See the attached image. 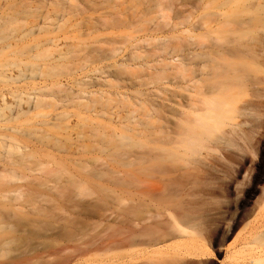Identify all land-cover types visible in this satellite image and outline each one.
<instances>
[{"label":"rangeland","instance_id":"1","mask_svg":"<svg viewBox=\"0 0 264 264\" xmlns=\"http://www.w3.org/2000/svg\"><path fill=\"white\" fill-rule=\"evenodd\" d=\"M185 2L186 0H177L174 1V4L176 8H180ZM224 5L235 7L239 14L229 18L198 16L182 19L172 14L171 16H162L154 0H0V48L9 47L3 57L2 70L14 80L13 82L26 88L22 97H41L48 93L45 90V86L61 85L59 90L54 89L49 93L57 104L56 113L58 114L59 111L68 113L70 124L75 126L74 133L78 134V136L81 135V138L79 137L81 144H78L87 147L86 150L89 148V151H94L96 145H105L107 153L103 154L108 155L113 151L118 152L120 150L119 153L123 155L125 152L127 154L129 150L127 138L123 139V137L128 136L127 133H124L125 127L121 126V136H123L121 139V136H118L120 135L119 130H121V128L119 129L120 125H113L119 126L117 131V129L114 130L108 127V124H105L106 118L113 116L114 118H112L117 120L120 113L122 114L120 117L123 118V114L126 112H122L121 108V110L119 109L121 104L118 105L119 103L112 101L104 104L106 101L104 102V99L99 101V99L98 102H91L88 105L89 107H87L83 102L88 103V99L86 100L87 97H84L85 100L83 102L80 100L82 104H79V107L77 103H80V101L74 102L76 96H73V92L75 93L78 89L75 85L78 82L79 84L82 83L85 86V90H88V92L95 91L96 93L98 92L96 91L97 89L100 90V87L105 86L102 89L107 94L116 92L115 96L112 95L114 98L117 93H122L124 96L129 97L128 99L134 98L136 101L131 100L134 102L144 99L145 96L141 97V94L145 95L148 92L157 94L166 92L167 94L169 87L171 89L176 84L182 82L184 84L188 80L189 82L191 80L194 81V78H192L194 75L191 72V75L188 73V77L186 76L187 80L186 78L181 79L173 71L161 75L159 71L162 67L165 65L172 67L180 63L188 66L197 64L198 61L192 59V54H190V52L192 53V47L198 42L208 43L210 41L209 43H211L213 49L209 56L210 59L204 58L206 60L205 72L212 71L214 88H218V91L220 90L218 98L223 104V108L218 112L221 115L220 121L228 123L231 122V119H236L233 122H242V130H244L246 135L243 140L235 139V143L240 150L228 148L224 153V158L216 160L212 164L208 176L196 187V190H199L198 194L201 197L199 204H203L200 208V214L203 216L204 228L210 227L213 231L212 238L205 242L206 249L211 254L210 259L214 264H235L234 258L236 256L233 255L238 250H240L242 255L239 254L237 257L241 255L240 258L252 259L256 256L261 257V252L264 249V17L249 13L250 11H258V0H215L211 6L220 7ZM30 33H40L37 35L36 41H33L36 45L33 51L28 48L32 38ZM44 35L45 37H43ZM50 36L57 37L59 46L46 52L47 49L45 48L47 47L43 41ZM39 38L41 40L37 44ZM207 38L212 40L208 41ZM37 45L39 46L37 47ZM132 53L139 58L135 61H130V64L127 61L126 65L125 61L130 58ZM121 63L126 66L129 65V74L124 72V69L127 70L128 68L125 66L126 68L123 67V69ZM121 68L122 73L124 72L123 75ZM192 68L193 66L191 70ZM115 74L120 76L115 77ZM105 81L112 82L108 84ZM121 81L127 85L125 86ZM115 82L119 83V86L115 85ZM141 83H144V85ZM220 83H223L222 86L218 85ZM27 84L28 87H26ZM32 84H34V87L31 86ZM106 84L109 86L107 87ZM127 86L129 87L128 89L126 88ZM256 91H258V97L255 96ZM68 97L73 100L71 101ZM88 97L91 98L90 95ZM123 111H125L124 108ZM112 112L114 115L110 114ZM40 113L32 122H24L20 124L22 126L19 125L22 136L27 135L29 138L36 136L40 133V123L45 120V115L47 114L48 118H54L56 115L53 110H40ZM108 113L109 117H103L104 114L108 115ZM91 116L95 121L99 119L97 123H99L100 119H105L104 124H102L106 125L107 128L105 126L106 129L104 130V126L101 123L96 126V122L90 121ZM111 130L112 133L115 132V135L118 134V137L114 136ZM109 134L117 138H105ZM87 136L93 137V142ZM101 137H104V140ZM57 140L56 146L58 147L56 148L58 151L54 148L56 151L53 150L52 152L53 154L56 152L57 158L60 156L64 157L65 153L71 150L72 144L62 137ZM105 146L103 147L105 148ZM116 163H118L117 160ZM116 163L113 161L114 165ZM120 164L124 167L117 165V167L113 166V169L115 172L118 171L120 178L126 177L127 179L126 167L123 162ZM91 168H93L92 165ZM119 172L124 173L121 175ZM229 172L233 177L239 173V179L236 184L225 181V173ZM114 178L112 180L120 182L118 181L120 179L118 175H115ZM107 179L105 181L103 178L102 181L107 182ZM64 180L65 178L55 181L57 182L56 185L64 186L66 182ZM93 180L91 181L90 179L91 182H89L90 185H87L88 188L86 184L81 190L69 187L71 189L69 190L70 193L73 191L71 195L73 201L76 198L75 201L80 200L83 204L85 202L84 205L86 206L87 204L93 205L96 199L98 200L102 196L103 198L101 199H105V193L103 192L107 193V191L104 189H106L105 187L107 189L110 187L112 191L111 193L109 192V197L117 196L115 198L122 199V204L125 202V204L129 203L127 201L130 199V188L123 186V182L126 183L125 178L123 179L124 181L120 179L122 185H119L121 182L113 183L111 181L114 187L104 186V184H107L104 181L102 184L101 180H99L103 185L101 188L98 181L95 180L96 182H94ZM127 183L125 186L128 185ZM116 184L118 185L116 186ZM28 185L26 182L21 183V187H24L23 190L21 188L22 195H24L20 200L22 205H20L19 201L17 202L19 206L25 207L29 202L40 203V201H46L44 198L47 197H43V194L41 196L43 198L37 197L40 199L39 201L36 200V197H32L27 192L28 189H25V186L27 188ZM25 190L26 192H24ZM50 195H45L49 196L48 200L52 199V194ZM73 195L77 196L74 198ZM31 197L36 199L33 200ZM68 205L72 206L73 204L69 203ZM108 205L110 211H117L114 213H118V210L124 206L121 205L118 208V203L112 206L108 203ZM69 206H67L68 208L66 207L65 212H59L60 214L54 212L55 214L52 215L53 220L55 219L54 221L51 218L46 219L51 221L49 223L43 220L41 223L33 224L29 222L27 224L26 222L28 221H22L21 218V221H19L16 218V221L12 220L11 225L7 227L9 229L6 230L7 233L4 231L5 227H3L0 232L6 233L5 239H10L6 240L8 245H3L1 248L3 257H0V260L2 261L3 259L2 262H6L7 260H12L15 256L21 257V255L26 254L24 251L27 252L29 250L31 252L33 247L35 249L49 242L51 240L49 230L57 228L58 225L61 226L62 223L66 225L67 222L65 221L68 219H65L66 217H69V219L70 216L74 217L75 213L72 211L75 207ZM24 210H28V208ZM70 212L73 214H70ZM62 216L65 218H62ZM34 217L32 219H35ZM91 220L90 223L95 222L94 219L93 221ZM13 221L18 222L15 223ZM96 223H98V220H96ZM13 224H15V227ZM39 225H41V228H37ZM31 235L33 236L31 237ZM258 235H260L259 241ZM27 244L29 247H26L28 246ZM92 253L83 256V261H95L91 263L95 264L97 260H106L104 259L106 256L100 255L99 252L98 257H94L98 255L96 254L97 251L95 254ZM118 253L114 254V261L118 262L117 264H128L130 261L128 253ZM100 256L104 258L102 257L103 259H101ZM263 262H260V264H264Z\"/></svg>","mask_w":264,"mask_h":264},{"label":"bare ground","instance_id":"2","mask_svg":"<svg viewBox=\"0 0 264 264\" xmlns=\"http://www.w3.org/2000/svg\"><path fill=\"white\" fill-rule=\"evenodd\" d=\"M174 1L177 0H154L162 16H171L172 14L182 19L198 16L229 18L239 14L235 7L226 5L212 7L211 5L215 0H186L180 8L175 7ZM249 13L258 15V17H264V0H258V11H250ZM30 34L32 38L28 48L33 51L36 48L33 41H36V37L40 33ZM209 38H207L208 41L212 40ZM39 40L41 39L39 38L37 40V44L40 43ZM43 42H45L47 47H44L47 49L46 52L50 51V49H56L59 46L57 37L50 36ZM209 42H198V44L193 46L194 48L192 47V53L190 52V54H192V59L198 61L197 64L188 66L180 63L172 67H169V65L162 67L159 71L161 75L169 71H173L181 79H185L190 72L194 75L192 77L194 81H186V78V80H182L186 81L184 84L183 82H179L180 84L174 85L171 89L169 87L167 94L166 92L164 94H160L161 92H158L159 94L148 92L145 95L140 93L141 97L145 96L144 99L134 102L136 101L134 98L128 99L129 97L124 96L122 93L116 94L117 99L116 97L114 98L116 92L107 94L103 90L105 86H102L105 84L101 85L103 89L100 87V90H96L98 91L97 93L95 91L88 92L82 83L79 84L78 82L75 85L78 89L77 91L75 89V93L73 92V96H76L74 102L80 100L83 102L87 97L86 100L88 99V103L83 102L87 107H89L88 105L91 102H98L99 99V101L104 99V102L106 101V103L103 102L104 104L112 101L119 103L118 105H122H120L119 109L121 108L122 110H120L122 112H126L123 114V118L120 117L122 115L121 113L120 116L116 114L118 117H115L118 118H116L118 121L113 119L114 117L112 116L113 118H111L113 120L106 118L107 121L105 124H108L107 126L114 130L119 127L113 126L115 124L120 125L119 129L121 126H124L127 130L124 133H127L128 136L125 137L121 136L122 128L119 130L120 135L116 133L118 136H121V139L122 137L123 139L127 138L126 140L128 141L127 146L129 150L127 154L126 152L125 154L122 153L123 155L119 153L120 150L118 152L113 151L114 153H110L111 155L103 154L107 153L105 145H96V148L94 146V151H89V148L87 151V147L78 144L81 141V135L78 136V134L74 133L75 126L70 124L68 113L64 111H59L58 114L56 113L57 104L49 93L54 89L59 90L61 85L45 86V90L48 93L41 97H22L25 94L24 91H26V88L17 85L2 70L3 57L9 47L0 48V231L3 230V227H5L4 231L9 230L7 227L11 225L12 220L16 221V218L19 221L21 219L22 221H28L26 222L27 224L29 222L33 224L41 223L43 220L49 223L50 220L48 221L46 219L51 218L53 220L52 215L55 214L54 212H65L69 203H72V206L75 207L74 210L70 209L75 213L73 218L72 216H70V219L69 217L65 218L62 216V218H68L65 221L67 222L66 225L62 223L61 226L56 225L57 228L50 227L52 229L49 230L50 232L48 231L51 237L49 242L35 249L33 247V250L31 248V252L27 249L28 253L24 251L26 254L21 255V257L15 256L13 259L10 257L12 260H7L6 262H2V259V261L0 260V264H91L95 261H83L82 258L86 254H91V252L95 254L96 251V254L99 252L100 255L106 256V258L100 256L101 259L104 258L106 260H97L95 264H117L118 262L116 263L114 261L116 252L128 253L130 258L128 264H214L210 259L211 254L206 249L205 239L203 237L205 228L203 216L200 214V208L203 204H199L201 197L196 187L208 176L212 164L216 160H222L224 158V153L228 148L240 150L239 146L235 143V139L243 140L246 134L242 130V122H233L236 119H231V122L228 123L220 121L221 115L218 112L223 108V104L218 98L220 90L218 91V88H214L212 71L205 72L206 60L204 58L210 59L209 56L213 49ZM138 58L136 54L132 53L130 58L124 61L125 64L127 61L130 64V61H135ZM126 65H123L122 68L127 67V70L123 69L126 74H129V65ZM192 66L193 68L191 70ZM121 73L119 72V74ZM117 76L115 74V77ZM105 82L111 84L112 81ZM121 82L122 84L125 83L123 81ZM141 84L144 85V83ZM222 84L220 83L218 85L222 86ZM133 85L135 86V84ZM31 86L34 87V84ZM26 87H28V84ZM126 88L128 89L129 87L127 86ZM255 96L258 97V91H256ZM77 104L80 107L79 104L82 103L80 101ZM123 108L125 111H123ZM40 110H53L56 115L54 118H48L49 116L47 117V114L45 115V120L40 123V133L36 136H31L32 138L27 137V135L22 136L19 125L24 122H32L36 116L41 114ZM110 114L112 115L113 112ZM106 116L109 117V113L108 115H103V117ZM98 120L96 119L95 121L92 117L90 121L96 122V126L99 123L104 124L105 119H100L99 123H97ZM106 125H103L104 130L107 128ZM112 134L117 136L115 132ZM112 134L107 136L105 134L103 136L105 138L108 137L107 139L118 137H113ZM60 137L70 141L72 147L69 152L65 153L66 155L64 157L60 156L57 158L54 148L58 147L56 146V141ZM88 138L93 142V137ZM102 139L104 140V137ZM118 147L120 148L119 145ZM53 150H55L54 154L52 152ZM102 154L103 156L105 155L104 158ZM113 159H116L118 163ZM113 161L116 163L115 165ZM119 162L124 163L123 165L126 167L125 171L128 173L126 175L127 179L123 177L126 183L128 182L126 186V183L123 182V186L128 187V189L130 188L128 204H125L126 202L122 204V199L115 198L117 196H111L112 198L108 196L112 191L109 187L112 186L111 181L113 183L121 182L119 185H122V181H124L120 178V175L117 173L118 171L115 172L113 169V166L117 167V165L124 167ZM91 165L93 168H91ZM123 173L121 172L120 174L122 175ZM115 175H118V178L122 181L120 179H118L120 182L112 180L115 179ZM64 178L66 180L65 185L57 186V182L55 181L63 180ZM103 178L105 181L108 178L107 182L103 180L107 184H104V186L109 187L108 189L107 187L104 189L107 193L102 191L105 193L104 198L106 200L101 199L103 198L102 196L98 200L96 199L94 204L92 203L93 205L86 203V206L84 205L85 202L83 204L80 200L75 201L77 195L74 196L75 194L73 193L75 198L73 201V197L71 196L73 191L70 193L69 190L71 189L69 187L81 190L85 184L87 187V185H90L89 182L94 179L93 181H98L101 188V186L103 187ZM99 180H101L102 184ZM22 182L29 184L27 188L25 186V189H28L27 192L32 197L40 198L43 194V197L49 199V196L45 195L52 194V199L50 198L51 200H48L44 198L46 201L42 199L43 202L40 201V203L29 202L25 207L19 206L17 202L19 201L20 203L24 195H22L21 191ZM99 186L97 185V187ZM36 198L32 199L35 200ZM38 198L36 199L37 201L40 200ZM29 200L31 201V199ZM112 202L118 203V208L121 205L126 206L121 207L122 209L118 210V213H114L117 211H110L108 205V203L111 206L116 204ZM21 203L20 205H22ZM72 206L70 205L69 207ZM25 208H28V210H24ZM72 212L70 214H73ZM33 217L35 219H32ZM93 219L95 222L90 223V220L93 221ZM96 220H98V223H96ZM13 226L15 227V224ZM43 227L42 229H44ZM6 233L0 232L1 258L3 257L1 248L7 244L6 240L10 239H5ZM260 235H258V241L260 240ZM50 237L47 236L49 239ZM30 244L32 245V243ZM26 247H29V245ZM99 254L94 257H98ZM239 254H241L240 250L233 255L236 256L234 258L235 264H260V262L262 263L264 261V249L261 252V257L248 258L249 260L245 259L246 257L240 258L242 254L237 257Z\"/></svg>","mask_w":264,"mask_h":264},{"label":"snow or ice","instance_id":"3","mask_svg":"<svg viewBox=\"0 0 264 264\" xmlns=\"http://www.w3.org/2000/svg\"><path fill=\"white\" fill-rule=\"evenodd\" d=\"M224 179L225 181L236 184L239 179V173H237L235 177H233L230 172L225 173ZM203 237L205 239V242H208L212 238V229L210 227H205L203 231Z\"/></svg>","mask_w":264,"mask_h":264}]
</instances>
